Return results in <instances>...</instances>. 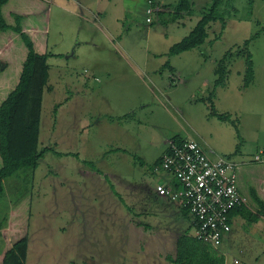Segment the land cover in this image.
<instances>
[{
  "label": "rangeland",
  "instance_id": "1",
  "mask_svg": "<svg viewBox=\"0 0 264 264\" xmlns=\"http://www.w3.org/2000/svg\"><path fill=\"white\" fill-rule=\"evenodd\" d=\"M65 1L44 0L52 55L40 149L47 151L36 169L24 168L4 182L0 253L7 246L3 232L12 237L28 218L27 264H72L85 259L81 254L86 251L96 259L102 228L121 232L122 242L120 261L110 245L105 254L113 263L104 264H130L128 248L147 245L143 233L153 212L144 196L156 181L152 166L162 151L158 146L174 135L200 141L207 152L237 161L246 207L257 214L254 193L264 200V0H253V6L249 0L225 1L219 9L225 28L219 21L210 23L205 43L177 56L165 53L190 34L212 0H190L192 13L183 20L153 13V24L146 21L148 0H113L124 17L116 25L121 35L108 23L111 14L96 19L92 10L81 13L57 5ZM159 1L172 7L178 2ZM18 5L38 6L35 0H13L6 11ZM152 27L156 31L149 36ZM256 34L248 48L254 80L244 89L246 57L238 49ZM124 49L143 65L149 52L163 54L159 63L166 59L179 78L170 80L165 71L150 73L157 81L150 80L148 73L131 68ZM228 52L233 56L227 63V84L216 88L212 98L216 110L230 116L224 122L210 115L203 99L210 98L218 78L215 69ZM157 213L167 219V211ZM250 219L249 214L236 218L233 239L228 236L221 248L226 264H264V217L255 223ZM149 253H143L147 256L139 259L141 264H169Z\"/></svg>",
  "mask_w": 264,
  "mask_h": 264
},
{
  "label": "trees",
  "instance_id": "2",
  "mask_svg": "<svg viewBox=\"0 0 264 264\" xmlns=\"http://www.w3.org/2000/svg\"><path fill=\"white\" fill-rule=\"evenodd\" d=\"M12 1L0 0V195L4 192L5 180L24 168L36 169L38 161L47 151L40 149V135L43 95L45 89L49 88L50 78L49 7L44 0H35L38 6L23 9L19 4L6 11ZM225 1L229 0H212L210 8L194 29L181 42L173 45L168 55L176 56L202 46L208 38V27L212 22H221L224 29L225 17L219 9ZM249 2L250 6H253V0ZM174 10L173 20L180 19L185 13H192L191 1L178 0ZM258 37L259 34H256L238 49L246 57L244 89L254 80L252 54L248 48ZM13 52L15 54L12 55ZM232 56L233 53L228 52L220 61L215 69L218 78L214 82L210 98L203 99L208 104L210 115L224 122H228L230 116L219 113L212 98L216 88L227 84V63ZM169 67L170 64L167 62L164 69ZM233 122L237 125L235 121ZM241 192L243 194L242 189ZM115 193L119 196L117 192ZM254 196L260 211L251 214L246 204H243L233 210L232 222L235 218L246 217L248 214L251 215L252 223L264 217V200L257 197L256 193ZM185 212L189 214L187 210ZM29 226L27 218L12 237L3 232L7 246L0 253V264H27ZM169 260L173 264H226L224 253L189 236H180L176 256L169 257Z\"/></svg>",
  "mask_w": 264,
  "mask_h": 264
},
{
  "label": "built area",
  "instance_id": "3",
  "mask_svg": "<svg viewBox=\"0 0 264 264\" xmlns=\"http://www.w3.org/2000/svg\"><path fill=\"white\" fill-rule=\"evenodd\" d=\"M160 11L154 0H148L147 23H152L151 15ZM240 166L230 157L212 159L199 142L184 139L170 141L152 168L154 174L164 175L155 185L156 193L187 210L194 238L222 253L233 229L231 214L246 204L240 188Z\"/></svg>",
  "mask_w": 264,
  "mask_h": 264
},
{
  "label": "crops",
  "instance_id": "4",
  "mask_svg": "<svg viewBox=\"0 0 264 264\" xmlns=\"http://www.w3.org/2000/svg\"><path fill=\"white\" fill-rule=\"evenodd\" d=\"M155 1L161 7V10L163 11V12H159L157 15L162 16L165 13H169L170 15H173V13L175 12L174 7L166 5L165 3H163L162 1H159V0H155ZM64 4L67 7L70 6L74 12H79V10H80L81 13H84V10L85 11L92 10L93 15L96 19H99L100 16H102L106 20V17L108 16L107 14H111L110 15L111 20L108 21L109 25L113 26L114 30L118 34L121 35L123 32L122 29L116 28V25H118V26L121 25L120 21L122 19H124V17H123V15H120L121 14L120 8L116 6V3L113 2V0H107V4L105 6H102L101 1L99 2L98 0H67L65 2H60V4H57V5H64ZM184 17H185V14L180 19L183 20ZM146 19H147V17H146ZM154 22H155V19H153V22L149 23V24H153ZM167 24H168V22H167ZM149 31L150 32L147 35L150 36V34H153L156 30L155 29L153 30V27H152L149 29ZM120 35H118V37ZM86 40H88V39H86ZM92 40H94V39H92ZM49 46H50V43H49ZM49 52H50V49H49ZM76 53L77 52L75 51L73 53V55H71L70 57H75ZM153 54H151V52H149L147 54V56H145L144 60H145L146 64L143 65V64H140L135 59V56L132 53H130L124 49V55L127 56V58L133 64V65H130L131 68H133L136 71H140L143 74L148 73L147 77L150 80L155 79V81H157V78L155 76L151 77L149 75L150 73L157 74V73H163L165 71L166 72L168 71V73H169L168 79H170V80L172 79L175 81L176 78H179V73L177 72V70L174 66L170 65L169 68L164 69V66L167 63L166 59H163V61L161 63H159V61L163 57L162 56L163 54H156V53H153ZM151 55H153V57H154L152 59V61H150ZM167 55H168V52L165 53V56H167ZM49 59H50V57L48 58V60ZM92 60H93V63L95 64V66L98 67V65L96 64L97 60H94V59H92ZM154 62L159 63V65L157 64V67L152 66L151 64H154ZM49 69H50V67H49ZM143 103L145 104V102H143ZM141 127H143V126H141ZM184 139H192V138H190V137L183 138L180 135H174L170 138H165L163 141V144H160L158 146V148L159 147L162 148V149H160L162 151H161L160 156L153 162V166L166 153L168 146H169V142L171 140L181 141ZM200 144L202 146L203 143L200 142ZM202 149L212 159H216L217 157H219V155H216L213 150L210 151V153H209L203 148V146H202ZM222 157H224V156H222ZM153 166H152V168H153ZM152 174L154 177H156V181L152 187H148L149 190H146L147 192L144 196L145 200L152 202L151 203V210L153 212L152 213L153 218H152L151 222L147 223L145 233H143V235H145V238L147 239V241H146L147 245H146V248L141 247L139 250H137L135 247L128 248V250H127L128 253H126V254L129 255V261L131 263L141 264L142 261L141 260L139 261V259L144 260L145 259L144 257L147 256V254H143V253H146V250H148V251H151V253H149L148 255L157 256L160 259H162V257H164V260L166 261V263L173 264L169 260V257H175L176 256L177 243H178V239L180 238V236H189V237L194 238L193 229L191 226L192 218H191L190 214H188V215L186 214V212H185L186 210L184 211L178 205L170 202L166 198H163L156 193L155 185L158 182L162 181L164 175H156L153 173V170H152ZM112 194L114 197H116V198L118 197L115 194V192H112ZM105 200H108V198L106 197ZM108 206H107V209H111L114 207L110 202L108 203ZM153 206H154V211H153ZM114 209L116 210V207ZM118 209L120 211V208H118ZM157 209H159L161 211H167V213L165 214L167 216V219H164V217H162V216H161L162 218H160L158 213H157ZM109 212H110V210H109ZM109 216H112V214H109ZM236 223H237V220L235 218L233 221V229H232L233 232L236 228ZM164 225L166 228H163ZM158 226H159V228H156ZM101 233H102V236H100V238H98L99 251L96 248L97 258L95 259V258L89 257L87 255L88 252L86 251V252H84V254H86V255H84L83 253L81 254V255H83V257H85V259H83L81 262H77V260L75 262L71 261L72 264H94L95 262H96V264H104L105 262L113 263V261L106 258L107 255L105 254L107 247H109L110 245H113V249L115 251L114 254L118 255L117 261L118 262L120 261L121 254H122V250L120 248V247H122V245H121L122 242H120L121 232L118 233V231H117L116 232L117 235H115V228H102ZM127 233L130 236L129 232H127ZM112 234H114V235H112ZM119 234H120V237H119ZM231 234H232V232H231ZM231 234L229 235V239H231V241H232L233 236L230 238ZM227 238H226V240H227ZM125 239H127V238H125ZM81 255H80V258H81ZM145 263L149 264V262H147V261Z\"/></svg>",
  "mask_w": 264,
  "mask_h": 264
}]
</instances>
